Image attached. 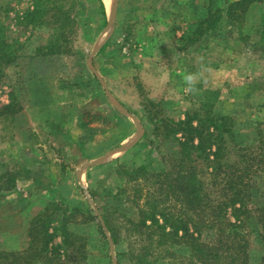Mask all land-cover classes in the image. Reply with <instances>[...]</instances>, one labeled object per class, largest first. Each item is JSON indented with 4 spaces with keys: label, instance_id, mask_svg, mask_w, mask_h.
Wrapping results in <instances>:
<instances>
[{
    "label": "rangeland",
    "instance_id": "1",
    "mask_svg": "<svg viewBox=\"0 0 264 264\" xmlns=\"http://www.w3.org/2000/svg\"><path fill=\"white\" fill-rule=\"evenodd\" d=\"M5 1L9 0H0L2 3ZM54 1L67 16L66 22H62V27L53 17ZM106 1V11L109 14L111 8L109 1L112 0ZM152 1H149L152 3L150 6L149 3L139 6L119 5L117 7L119 16L113 23L114 27L108 31H106L108 22L102 25V21L93 15L98 6L97 0H43L47 7L44 9L45 20L40 26L25 20L20 23L19 19L23 18L28 9L33 8L31 0L19 2L12 0L6 17L1 16L0 22L8 29L6 38L9 41L17 39L20 43L24 42L22 43L24 57H28L43 41L53 39L59 30L67 34L68 40L63 38L61 41L65 45L61 49L64 50L50 58L47 57L46 60H39L36 56L35 60L27 63V58H21L17 66L7 67L6 77L0 83V103H8L13 93L21 106V110L16 113V119L26 123L22 133L16 135L17 129L13 127L12 116L15 114L4 115L8 117L0 121V175L10 173L20 180L15 182L16 186L11 188V191L3 190L4 195L0 197V249L15 248L16 240H11V237L17 234L14 230L20 227L18 223H21L23 236L25 229L22 226L26 224L29 215L24 214L22 207L27 204L43 206L45 200L49 206L48 210L51 211L48 224L52 235L51 257L52 260L55 258L60 262L57 264H119L117 246L98 208L100 205L104 209L105 200L109 203L110 210H115L113 212L115 223L121 227L119 235L122 245L118 249L128 250L129 244H132V249L138 250L140 245L148 242L144 236H138L140 234L137 230L128 231L125 226L129 222L128 218L133 219L137 216V208L149 210L147 191L152 186L134 170L131 171L133 178L127 179L129 175L123 174L122 169L130 166L119 167L114 163L118 159H115L116 153H106L105 148H99L116 131L117 120L116 112L103 100L101 93L104 90L109 91L116 103L120 104V99H124L131 108L125 110H128L130 115L143 119L146 126L149 116L154 117V122H157V133L152 132L148 136H151L149 139L154 138L151 147L150 143H147L148 137H145V143L148 145L144 151L150 149V155L159 160L174 152V147L177 146L176 140L173 143L174 136L178 134L182 138L179 135L181 133H178L179 126L170 125L166 118L172 121L185 120L186 112L189 110L190 115L194 117L192 121L195 122V119L206 113V107L203 105L209 93L211 99L216 102V107L233 116L235 124L239 126L243 135L240 137L244 139L246 147H249V151L241 153L249 154L251 158L255 157L242 161L246 166L252 162L251 170L255 172L253 180L256 185L254 189L257 190L256 187H259L260 193L264 195V162L260 163L261 159L264 161V109L259 112L257 119L256 112L251 109V102L239 100L252 77L260 75L262 82L264 81V51L253 49L257 45L260 48V42L256 44L249 42L254 41L256 34L252 32L251 35H245L248 39L243 48L247 53L236 59V55L230 52L234 35H226L228 33L226 28L231 29L229 25L225 27L223 24L222 27L223 44L213 39L180 38L179 35L188 32L186 24L190 22L191 17L189 11L191 6L187 5L189 3H186L187 13L178 14L174 12L176 6L170 7L171 0H156L154 5ZM197 2L198 0L195 3ZM172 10L173 14H170ZM182 40L183 46L180 45ZM96 47L95 51L98 52L95 54ZM97 54L99 56L94 58ZM93 70L99 71V78L94 79ZM152 102H161V105L153 107ZM45 108L48 111L59 109L55 115L57 122L51 126L57 133L52 137L48 134L51 129L45 126V121L49 120L46 118ZM22 110L29 116L22 114ZM79 113L89 122L85 129L90 127L93 133V167L87 171L86 176L82 174L83 181L90 188L92 186L96 190H93L95 193H99L93 194V214L90 210L83 213L71 212L73 209L68 211L69 206L59 198V195L44 200L42 197L28 194L31 192L29 189L35 186V189L38 186L42 188L46 175L63 178L65 169H68V180L71 181L75 178L79 165L87 160L81 159L76 144L70 146L72 141L80 140L84 130L77 123ZM62 131L67 134L61 136L59 133ZM165 133H168L167 136ZM61 138L64 140L60 143ZM50 140L60 144L59 149L55 147L51 152L54 158L53 165L46 163L49 160L41 146V143H49ZM35 143H39L37 148ZM229 145L233 146L232 143ZM232 156L233 160L236 159V156ZM163 164L160 162V165ZM210 171L211 168L208 169V172ZM29 177H42L43 182L40 181V185L35 181V184L25 181ZM208 179L210 180V177ZM4 182L5 177L0 179V184L5 185ZM86 194L83 192V196ZM263 199L262 196L257 203H249L256 211L251 213L253 216L242 221L246 223L245 229L250 234L249 264H260L264 256V220L258 221L261 219L259 215L264 205ZM231 211L228 206L226 215L231 217ZM89 217L91 220L87 221ZM148 217L146 223L150 224L151 218ZM159 223L163 224L160 217ZM62 227H65V233L70 234V241L69 237L66 240L65 234L63 235ZM105 229L110 234L113 248L109 239L102 236L101 231L105 233ZM166 229L170 230V227L167 226ZM82 237H85L86 251L84 260H78V256L73 252L72 241L77 245ZM17 240H20V236ZM22 243L20 240L19 245ZM121 264L135 263L124 256Z\"/></svg>",
    "mask_w": 264,
    "mask_h": 264
},
{
    "label": "trees",
    "instance_id": "2",
    "mask_svg": "<svg viewBox=\"0 0 264 264\" xmlns=\"http://www.w3.org/2000/svg\"><path fill=\"white\" fill-rule=\"evenodd\" d=\"M11 1L0 2V18L2 15L6 17L7 11L11 8ZM14 1L19 2V0ZM31 1L33 8L28 9L23 18L19 19L20 23L25 20V22L40 26L45 20L44 9L47 4H44L43 0ZM255 1L236 0L225 6L222 0H207L206 5L193 2L192 10L195 14L191 18L192 21L187 23L188 40L223 38L224 29L222 27L224 25L225 27L229 25L228 27L232 29V32L231 29L226 30L227 36L232 35L235 28L239 34L238 37L244 39L243 32L250 29L244 27L245 14L253 7L251 4ZM97 4L93 15L102 21V25H105L106 14L103 3L97 0ZM172 5L174 4L171 0V8ZM58 6V3L53 6L55 8L53 17L56 22H60L58 25L62 27V22H66L67 16L65 11ZM185 8L182 7L186 14L187 9ZM182 9L177 7L176 10L182 11ZM174 12L178 13L175 10ZM170 14H173V10ZM262 25L264 26V17ZM6 30H8L7 27L0 22V83L6 77L7 67L17 66L21 58H27V63L35 60L36 56L39 60H46L53 54L64 50L61 49L65 45L61 41L63 38L68 40L67 34L59 30L53 39L43 41L33 49L28 57H24V44H22L24 42L20 43L17 39L9 41L5 35ZM261 39L263 44L264 31ZM206 100L203 105L206 107V113L195 119V122L192 121L194 117L190 115L189 110L186 112L185 120L172 121L166 118L170 125L179 126L178 133H181L179 135L182 138L178 134L173 137V143L176 140L177 146L174 147V152L164 156L163 160L152 157L150 149L144 151L147 145L150 143V146L154 141V138L149 139L151 136H148L152 132L157 133V122L155 123L154 117L150 116L147 119V132L145 133V137H148V144H140L131 149V152L115 160L114 163H117L119 167L130 166V168L122 169L123 174L129 175L127 179L133 178L131 171L134 170L150 183L149 186H152L147 191L149 210L137 208V216L133 219L128 218L129 222L125 226L128 231L137 230L140 234L138 236H144L148 240L147 243L140 245L138 250L132 249V244H129L128 250L118 249L122 245L119 235L121 227L115 223L113 216L115 210H110L106 200L103 202L104 209L100 205L98 207L117 246L119 264L124 256L135 264H161L162 262L166 264H249L251 256L248 249V236L250 234L245 229L246 223L242 221L253 216L254 214L251 213L256 211V208L249 203H257L258 199L264 195L260 193L259 187H256L257 190L254 189L256 185L253 180L255 172L251 170L252 162L246 166L242 160L248 161L255 157L251 158L249 154L241 153V151H249V147H246L244 139H241L240 136L243 137V135L240 133L239 126L235 124L234 117L225 114L221 108L218 109L209 93ZM160 105L161 102L151 103L153 107ZM20 110L21 106L12 93L11 100L0 105V117L16 114ZM167 134L165 133L166 136ZM232 155L236 156V159L233 160ZM160 162L164 163L163 166ZM263 162L261 159L260 163ZM209 168H211L210 172H208ZM3 177H5V185L0 184V197L4 195L3 190L8 192L16 186L17 176L6 173L0 175V179ZM93 194L99 193L94 192ZM228 206L232 209L231 217L226 215ZM261 211L259 215L261 219L258 221L264 220V205ZM49 215L48 211L39 213L30 220L25 248L0 249V264L60 263L55 258L52 260L51 257L52 235L48 227L51 218ZM148 216L151 218L152 223L150 224L146 223ZM159 217L163 220V224L159 223ZM89 220L91 217L87 219ZM167 226L170 230L166 229ZM62 231L68 240L70 234L65 233V227H62ZM101 233L106 239L105 233L103 231ZM70 240L69 237L68 241ZM84 245L85 237H82L77 245L72 241L73 252L75 256H78V260H84L86 251H84ZM263 262L264 256L260 264Z\"/></svg>",
    "mask_w": 264,
    "mask_h": 264
},
{
    "label": "crops",
    "instance_id": "3",
    "mask_svg": "<svg viewBox=\"0 0 264 264\" xmlns=\"http://www.w3.org/2000/svg\"><path fill=\"white\" fill-rule=\"evenodd\" d=\"M101 1L103 3L104 9H105L106 21L108 22L110 19V12L108 14L106 11L107 1L106 0H101ZM149 1H152V0H116V12H115V18H114L113 23L115 22V20L119 16V15H117V13H118L117 7L119 5L125 6V5L134 4V6L135 5L139 6L141 4H148L149 3V6H150L152 3ZM155 1L156 0L152 1V2H154L153 5L155 4ZM177 1L178 2H174V0H172V3L174 4L173 6L186 7V3H189L187 5L191 6V10H189V11H191V13H190L191 14L190 19H191L193 17V15L195 14V12H193V10H192V5H193V2H196L197 0H188V2H180V0H177ZM206 1L207 0H198V3L206 5L207 4ZM232 1H236V0H222V2L224 4L223 6L227 5L229 2H232ZM110 3H111L110 6L112 8L113 0L109 1V4ZM181 3H183V4H181ZM251 5H253V7L248 9L247 13L245 14V19H244L245 20L244 27L250 28L248 30L250 32H248V31L243 32V38L244 39H241L238 37L239 34L236 31L237 29H234V31H233L234 33L232 34V36L234 35V37L232 38L233 45H232V48H230V52H232L234 55H236V59L239 56H241L243 54L245 55L247 53L246 52L247 50H245L243 48L244 44L247 43L246 39H248V36L245 37V35L246 34L251 35L252 32L256 34V36H255L256 38L254 39V38L250 37V39H252V40L254 39V41L249 40V42H252L253 44L260 42V44H261L260 48L257 45V47L256 48L254 47L253 49H257V50L262 49L264 51V43L262 44V42H261L262 41V39H261L262 32L264 31V26L262 25V21H263V17H264V0H256ZM111 8H110V10H111ZM176 11L178 12V14L179 13L185 14L184 10H182V11L176 10ZM197 14L198 13H196V15ZM190 19H189V21H192V19L191 20ZM113 27L114 26L112 24V28ZM226 30H228V28H226ZM184 32H186V31L184 30ZM179 37L180 38L187 37V33H184L183 35H179ZM213 40H217L219 43L223 44L222 43L223 38H213ZM183 44L184 43L182 40L180 42V45L183 46ZM253 46H255V45H253ZM97 52L98 51H95L94 53L96 54ZM226 52H228V51L226 50ZM98 56H99V54H97L94 58H96ZM93 61L95 62V60H93ZM218 65H219V63H218ZM212 67H217V66H212ZM99 74H100L99 71L93 70V77H95L94 79H96V77L99 78ZM102 83H103V81H102ZM245 90H246L245 93L241 94L242 96L239 98V100H241V102H243V101L251 102V107H252L251 109H253L256 112L255 118L258 119V117H259L258 114H260L259 112L264 109V81L262 82L260 75L252 77V80L247 85V88ZM101 94H103V100H104V102H106L108 104V107H110L111 109H113L116 112L117 120L115 121L116 122V127H115L116 131L114 133H112V135L110 137H108L106 139L105 143L101 144L99 148L100 149L105 148V150H107L106 153H110L114 149H118L122 146H127L126 150L115 152L117 154V155L115 154L116 155L115 159H116V158L123 156L125 153L129 152V150L131 148H135L133 146L137 147L138 145L145 143V136H146L145 133L147 132V126H146L145 122L143 121V119L140 120L137 117H135L134 115H130L129 112H127L131 108H129V106L124 102L125 101L124 99H120V101H119L120 104H119L118 102L117 103L114 102L113 97L111 96V94L109 93L108 90H104L103 93H101ZM32 109L34 110L35 108H32ZM125 109H128V110L126 111ZM45 110H46V108H45ZM58 110H53V109H49V111L46 110V114H47L46 118H48L49 120L47 122L45 121V124H46L45 126H47V129H48V127L51 129L48 133L51 137L54 133H57L53 130V128L51 126H53L57 122V117H55V115L58 113ZM21 112H22V114H25L24 110H22ZM26 113H27V111H26ZM33 113H35V112L33 111ZM17 114L12 115L14 118L13 127L15 129H17V131H15L16 135H18V133H22V131L26 127L25 122L22 123V121H19L16 119ZM35 114L37 115V113H35ZM35 114H33V116ZM253 115L254 114H252V116ZM27 116H29L28 113H27L26 117ZM6 117H8V116L1 117L0 121ZM77 123L84 130L81 133L80 140H77L75 142L72 141V144L70 146H73V143L76 144L75 146H77L76 148L80 152L79 156H81V159H87V160L83 161L79 165V168H77L78 170H76L75 178H73L71 181L68 180V177H69L68 169H65L67 174L65 172L63 178H61L60 176L56 177L55 175H46V179L44 182L42 181V177L41 178H38V177L30 178L29 177V179L25 180V181H27V182L29 181L30 183L31 182L34 183V181H35L36 184H40V185H41L40 181L43 182L42 188H41V186H38V188L35 189V187H36L35 186L34 188L29 189V190H31V192L28 193L30 196L42 197L45 200V199H49L53 196L59 195V198L64 203H67L66 205L69 206L68 211H71V209H73L74 212H76V213H83L86 210H90V213H93V187L91 186V188H90V186H88V184H86L85 181H83L84 179L82 178V174H83V176L84 175L86 176L87 171L93 167V164H90L93 162V146H92L93 133H91L92 128L88 127L87 129H85L86 126L89 125V122H88V120L83 119L82 114L78 115ZM27 133L29 134V127L27 129ZM59 134L61 136H63L64 134H67V133L62 131ZM51 140L49 143L48 142L41 143V146L46 151L45 153L47 156V160H49L46 163H51L53 165L54 158H53V155L51 154V152L54 151L55 147L57 149H59L60 144L54 143ZM63 140L64 139L61 138L59 140V142L61 143V142H63ZM51 142H53V144ZM65 143L67 144V142H65ZM62 144H64V143H62ZM34 145L37 148L39 146V143H35ZM61 150H64V148H61ZM120 154H122V155H120ZM77 158L78 157H76L75 160ZM45 160H46V158H45ZM76 163L78 164V160H76ZM16 181H20V180H18V178H17ZM83 192H85L87 194L85 196H83ZM81 194H82V196H81ZM40 206H42V204L39 206L27 204L24 207H22V209L24 210V214L29 215V217H27L28 218L27 221H25L26 224H24L22 226V228L25 229V232L22 236L21 223H18V225L20 227L18 229L14 230L17 232V234L14 235V237H11V240H13V239L16 240V244H14L15 248H10V249L20 250V249L25 248L27 246V241H28L27 230H28L30 220L35 215H37L39 213H43V212H47V211H48V213H51V211L48 210L49 206H47L46 200L44 201V205L42 207H40ZM73 227L75 228L76 226L73 225ZM18 236H20V240H22V242H23L21 245H19L20 240L19 241L17 240ZM106 238H107V236H106Z\"/></svg>",
    "mask_w": 264,
    "mask_h": 264
},
{
    "label": "water",
    "instance_id": "4",
    "mask_svg": "<svg viewBox=\"0 0 264 264\" xmlns=\"http://www.w3.org/2000/svg\"><path fill=\"white\" fill-rule=\"evenodd\" d=\"M115 12H116V0H113V4H112V8H111V10H110V19H109V21H108V26H107V28H106V31L109 29V28H112V24H113V21H114V18H115ZM97 49V47L94 49V51ZM93 51V52H94ZM132 144V143H131ZM126 148H127V146H122V147H120V148H118V149H114L113 151H111L110 153H115V152H117V151H124V150H126ZM90 164H93V162L92 163H90ZM105 234H106V236H107V238L109 239V241H110V244H111V247L113 248V244H112V241H111V237H110V235H109V233L106 231V229H105ZM114 262H115V260H114Z\"/></svg>",
    "mask_w": 264,
    "mask_h": 264
}]
</instances>
